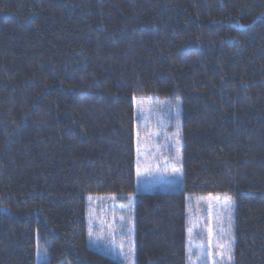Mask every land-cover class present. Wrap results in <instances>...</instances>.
Returning a JSON list of instances; mask_svg holds the SVG:
<instances>
[{"label":"trees","instance_id":"obj_1","mask_svg":"<svg viewBox=\"0 0 264 264\" xmlns=\"http://www.w3.org/2000/svg\"><path fill=\"white\" fill-rule=\"evenodd\" d=\"M136 99L179 102L173 191L136 188ZM209 194L264 264V0H0V264H122L91 196L132 214L134 264H188Z\"/></svg>","mask_w":264,"mask_h":264},{"label":"rangeland","instance_id":"obj_2","mask_svg":"<svg viewBox=\"0 0 264 264\" xmlns=\"http://www.w3.org/2000/svg\"><path fill=\"white\" fill-rule=\"evenodd\" d=\"M135 106L139 122L136 132V188L147 192L173 191L182 172L179 102L136 99ZM98 203L101 205L96 208ZM192 203L198 207L191 211L189 217L188 264H234L233 199L209 194L196 197ZM123 209L124 206L113 197H89L88 211L92 216L90 241L97 246V242L106 236L107 241L112 242L109 234L119 227L121 236L115 241V246L110 248L101 244L98 249L117 257L122 264H134L132 214L130 217V212ZM37 260L38 263L42 261L41 258Z\"/></svg>","mask_w":264,"mask_h":264}]
</instances>
